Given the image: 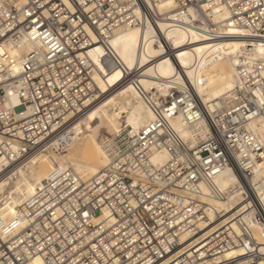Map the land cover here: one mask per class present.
<instances>
[{
    "label": "built area",
    "instance_id": "built-area-1",
    "mask_svg": "<svg viewBox=\"0 0 264 264\" xmlns=\"http://www.w3.org/2000/svg\"><path fill=\"white\" fill-rule=\"evenodd\" d=\"M160 23L209 45L243 41L235 87L205 101L184 72L181 83L145 87L141 68L128 69L108 42ZM7 45L32 50L14 62ZM260 45L264 0H0L1 161L60 152L103 99L99 47L153 113L148 128L103 139L107 164L88 180L57 171L11 223L0 214V264H264V145L251 128L264 120ZM226 170L238 180L229 192L215 183ZM231 194L229 210L212 205Z\"/></svg>",
    "mask_w": 264,
    "mask_h": 264
},
{
    "label": "bare ground",
    "instance_id": "bare-ground-1",
    "mask_svg": "<svg viewBox=\"0 0 264 264\" xmlns=\"http://www.w3.org/2000/svg\"><path fill=\"white\" fill-rule=\"evenodd\" d=\"M201 41L194 35L171 28L167 23H160L159 28L149 25L120 29L111 37L108 45L128 69L141 68L146 76L142 81L145 87H149L154 78L175 79L181 83L186 76L205 101H210L232 90L238 83V58L244 43L232 40L209 45ZM31 50V45L23 49L12 45L4 48L14 62L21 61L23 55ZM257 53L264 57V45L258 47ZM104 54L103 47L93 54V60L100 70L95 81L103 93V99L75 124L72 130L74 135L65 138L67 141L61 144L60 152L38 155L14 165L0 160V214L7 224L13 220L17 208L55 172L70 170L80 179L88 180L105 167L107 156L103 140L100 144L98 142L103 130L114 135L125 126L140 131L152 123V111L131 86L120 85L122 71L114 68L111 62L106 65L100 59ZM14 69L19 71L20 63L15 64ZM12 102L18 103L17 100ZM174 126L185 137L192 135L182 117L175 120ZM251 128L264 145V120L253 122ZM67 151L65 156H57ZM166 160L165 154L154 158L157 164ZM261 175L264 176V172ZM215 183L220 190L229 192L236 187L238 180L231 170H226ZM204 188L209 191L207 187ZM231 198L228 201L215 199L211 203L216 209L227 211L238 202L236 196L231 194Z\"/></svg>",
    "mask_w": 264,
    "mask_h": 264
},
{
    "label": "rangeland",
    "instance_id": "rangeland-1",
    "mask_svg": "<svg viewBox=\"0 0 264 264\" xmlns=\"http://www.w3.org/2000/svg\"><path fill=\"white\" fill-rule=\"evenodd\" d=\"M113 90H114V89H113ZM108 94H109V93L105 94V96L107 97ZM106 97H105V98H106ZM124 116H125V114H124ZM123 121H124V123H125L126 119L124 118ZM109 135H110V134H108L106 130H103V131L100 133V135L98 136V142H99V144L101 143V141H102L106 136H109ZM68 152H69V151H67V152H65V153H62V154H60V155H57V156H59V157H63V156H65V155H67Z\"/></svg>",
    "mask_w": 264,
    "mask_h": 264
}]
</instances>
